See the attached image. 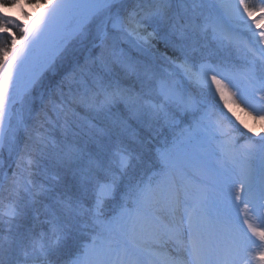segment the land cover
Here are the masks:
<instances>
[{"label":"snow or ice","instance_id":"obj_1","mask_svg":"<svg viewBox=\"0 0 264 264\" xmlns=\"http://www.w3.org/2000/svg\"><path fill=\"white\" fill-rule=\"evenodd\" d=\"M112 6L113 0H0V147L14 148L8 131L15 104L29 103L44 72L73 43L88 56L59 86L57 116L64 114L66 124L76 92L100 85L101 74L119 68L135 78L139 90L109 83L100 89L97 113L123 103L129 120L147 115L178 128L190 118L189 126L180 139L159 145L151 174L127 183L133 152L119 138L106 148L107 127L90 124L96 137L90 153L54 151V141L37 137L26 167L55 175L39 186L24 181L29 201L0 213L6 229L0 264H264V0H177L175 6L153 0L136 20L134 39ZM144 22L157 27L147 31ZM126 46L145 58L136 59ZM241 47L252 55L242 73L216 58L219 48ZM233 105H242L261 130L241 119ZM225 121L247 136L240 178L225 179L226 187L210 197L201 150L225 161L238 158L231 151L238 138ZM113 124L124 127L127 120ZM20 163L23 156L17 169ZM3 179L9 180L7 174ZM11 183L19 188L16 173ZM110 201H117L116 209L107 213ZM36 204L46 230L22 223ZM69 240L78 251L61 261ZM157 246L168 251L161 256L153 250Z\"/></svg>","mask_w":264,"mask_h":264},{"label":"rangeland","instance_id":"obj_2","mask_svg":"<svg viewBox=\"0 0 264 264\" xmlns=\"http://www.w3.org/2000/svg\"><path fill=\"white\" fill-rule=\"evenodd\" d=\"M176 2L177 0H172L173 6H175ZM203 2L206 5H211L213 3H218L219 0H203ZM149 5L150 3H144L141 5V7L138 10H136L134 6V1L132 0H113L112 11L120 13L122 19L124 20V29L129 33H132L133 39L135 38L136 35V33L134 32V29L136 28V20L142 19L145 12L144 10L146 7H149ZM133 13H138V15L141 16V18H139L137 15L133 19L130 15ZM148 24L153 25L155 28L157 27V25L153 22H144L141 25V27L146 28L147 31H152V28ZM157 47L160 52L164 51L162 45ZM125 50H131V49L130 47L126 46ZM94 52L95 50H93V53ZM87 56H88L87 49H82L80 45L75 43L70 44L67 51H65L62 56L58 57L55 60V64L49 70H47L50 71L48 72V74L49 73H51V75L55 74L56 70H60L59 69V67H61L60 65L69 68L72 71L78 64L76 61H79L80 59H85ZM216 58L219 60H223L224 63L230 69L235 70L238 73H242L249 68L248 66L249 64L247 65L246 63L248 62L251 63L252 55L251 53H247L243 47L239 49L219 48L216 51ZM69 59H74V64H70L68 66L67 61H69ZM257 63L259 64V62ZM80 64H82V61ZM258 67H260V65ZM44 74H46V72H44ZM61 83L62 81L59 82L55 87L57 89L58 94H60L59 86L61 85ZM53 88L54 86H52L51 89L48 92H46L45 90L44 91L41 90L40 85H36V87L32 91L31 97L29 98V103L21 104L17 102L14 106L11 126L8 131V140L14 143V148L10 152L8 143H6L3 147H0V213H3L9 208L15 207L17 204L23 205L24 203L29 201L30 198L28 194L24 191V183L23 185L21 184L22 180L26 181L31 179L35 185L39 186L41 184H44L45 181H51V177L55 175L52 171H48L45 174L44 172H38L35 169H27L26 167V160L28 158L27 152L29 149L32 148V146L36 142L37 137L46 136L44 134V132L47 133L46 130L48 129L55 130L56 128V126L53 124L54 118L52 116L48 118L45 124V126L48 128L42 126V130H43L42 132L39 131L38 124L35 122V120L37 119L35 113L37 112L41 104L43 106V105H48L51 102L52 103L54 102L57 108L60 109L62 107L59 103V97L55 98L54 101L46 100V97L50 96V92L52 93L54 91ZM63 91H64V95L67 96L68 95L67 88H64ZM84 91L85 90L83 88L79 89L76 92L74 98L77 97L76 95L78 94V92H84ZM46 93H48V95H46ZM260 95L261 94H257V99H259ZM29 108L31 109L30 112L28 111ZM69 115H71L72 117H70ZM67 117L70 118L69 120L70 125L64 126L65 124L64 121L56 122V124L61 125V128L63 129V134H62L63 138L57 136L51 137L50 135L47 136L49 140L55 142L54 151H57V149H59L60 147L61 142L57 143L56 140V138H60V140L64 143L63 146H65L67 140L68 141L70 140L68 142L69 143L68 153L75 152L74 151L75 147L70 142L73 143L77 142L78 138L80 137L81 131L86 126L84 121L80 122L79 119L77 120V116L73 115L72 113L68 112ZM20 119L24 121V124L22 126L18 124V120ZM189 123H190V118H184L183 123H181L180 127L172 128L176 130L173 138L180 139L181 138L180 133L182 129L187 128L189 126ZM225 128L226 130H231L232 135L238 138L239 142L231 150L233 155L238 158L228 159L227 161H225V159L219 155H212L209 152H207V150H201L202 152L205 153L202 163L206 166L209 173L207 179L209 181L208 189H209L210 197H212L216 192H218L220 188L226 187V185L224 184L225 179L228 181V183H231V181L238 180L240 178L239 175L240 165H241V158L243 155L241 152V145L245 143L247 136L246 134H242V131H237L227 121H225ZM34 131H37V133H33ZM244 135L246 137H243ZM80 142H86V141L83 138ZM115 146L116 145H114L112 148H114ZM21 156L25 158V163H20V168L17 169V164L18 162H20ZM29 171L32 172L31 176L29 175ZM13 173H16V179L19 181L18 189H14L11 183V178L13 176ZM5 174H7V176L9 177L8 181H4L3 179ZM130 179L132 181H137L135 178L133 179L132 177ZM217 183H218V187L214 188L213 185ZM35 206L38 208L40 204H36ZM35 206L29 207L27 211H29L30 208H34V212H36ZM71 245H72V249H71L72 254L63 257L62 258L63 261L69 260L78 251L77 245L74 244ZM156 248H159V246H157Z\"/></svg>","mask_w":264,"mask_h":264},{"label":"trees","instance_id":"obj_3","mask_svg":"<svg viewBox=\"0 0 264 264\" xmlns=\"http://www.w3.org/2000/svg\"><path fill=\"white\" fill-rule=\"evenodd\" d=\"M157 46H160V45H157ZM79 61H76V62L78 64H80L81 61H82V64H83L84 61H85V59H80ZM67 62H68V66L70 64H74V59H69V61H67ZM60 66H61V67H59L60 70H56V73L53 74V75H51V73L48 74V72H50V71H46V74H44L41 77V79H40V81L38 83V85H40V87H41V90L42 91L45 90L46 92H48L51 89V87L54 86V88H53L54 91L52 93L51 92L50 93L55 98L60 97V94H58L57 89L55 88L56 85L59 82L63 81V79L66 76V74H68V73L71 72V70L69 68H66V67H64L62 65H60ZM116 70L121 71L119 68H116ZM46 94H48V93H46ZM97 98H101L102 99V95H99L98 94L97 95ZM93 100L94 99H93L92 96H87L83 100L82 103L76 102V100H74V104H73V107H72L71 111L72 110L75 111V113L77 114V120L79 119L80 122H82V113L87 111V109L85 108V106L91 105L94 102ZM120 104L122 106H119V104H117L116 106H114V107L111 108L110 112L107 115V121H105L103 124H101V126L107 127L109 129V136L108 137H104L103 140H102V143L108 149H111L112 148V146H110L111 145V141L114 138L115 133H116L113 122H119V121H121L125 117V114L124 113H127L128 114V111L125 108V106L122 103H120ZM58 109L59 108H57V107L55 109L54 108H51L50 105H47L46 109L45 108L39 109V111H38V115H39L38 117H39V119L37 121L40 123V127L42 126V124H44V123L47 122L46 119L48 117V114L49 113H52V112H57L58 113L59 112ZM93 109L94 108L91 107L90 108V111H93ZM56 116H57V114H56ZM57 120L59 122H62V121L65 122V115L64 114H60L59 116H57ZM67 120H69L68 117H67ZM48 131H49V133H50L49 135L51 137L52 136L53 137L54 136L60 137V135H61L59 128H56L55 130L54 129H51V130H48ZM81 136L85 139L86 143H85V145L84 144H76V146H77L76 151H79L78 149L80 148L82 150V152H84V153L94 152L96 150V144H95L96 137L94 136L93 130L92 129L82 130L81 131ZM151 137L152 136L150 134L149 135H146L144 137H140L141 138V141L143 142V145H141L140 148H137L135 146V144H133L131 142H126V145L129 146V148L134 152V154L135 153L136 154H139L142 157L143 162H144V161L148 160L147 158L149 157V154L144 149H153V145L150 142V138ZM60 138H63V136H61ZM60 138H58L57 143L58 142H62L60 140ZM77 143H81V142L78 141ZM64 148L59 147V149H57V151H62V152L68 153V147L65 145ZM143 162L142 163L136 162V166L137 167H141L142 164H143ZM146 165L144 166V168L146 167ZM71 167H75V165L73 164V165H71ZM50 171H52L55 174V171L54 170H50ZM60 172H61L60 175L63 177L64 174H65L64 170H60ZM114 202L115 201H110L107 204L106 208L107 207L108 208L111 207L114 204ZM39 207L37 208L35 206L36 212H34V208H30V210L28 211L29 213L26 215V218L22 221V223L24 224L25 227H30V226L35 225L37 231H40L42 229L46 230L47 225H45V224L42 223L44 217H43V214H42L41 205ZM108 213H110V211ZM37 217H39V219H37ZM5 234H6V229H5L4 224H3V219L0 217V237H2ZM71 244H73L72 240L67 241V243L64 245L63 249L61 250V255L59 257V259L61 261H63L62 260L63 257L72 254V251H71L72 245Z\"/></svg>","mask_w":264,"mask_h":264},{"label":"bare ground","instance_id":"obj_4","mask_svg":"<svg viewBox=\"0 0 264 264\" xmlns=\"http://www.w3.org/2000/svg\"><path fill=\"white\" fill-rule=\"evenodd\" d=\"M233 108H234V111H236L237 115L241 116V118L243 120H245L249 124L250 127H254V129L256 131H260L261 130L260 129V123L257 122V121H252L250 119V117L245 112H242L240 110V107H236L235 105H233ZM153 250L159 252L161 254V256H163L168 251L167 248H161V247L154 248Z\"/></svg>","mask_w":264,"mask_h":264}]
</instances>
